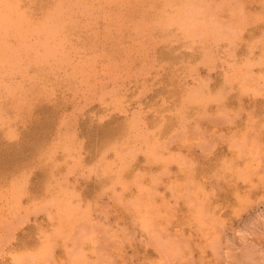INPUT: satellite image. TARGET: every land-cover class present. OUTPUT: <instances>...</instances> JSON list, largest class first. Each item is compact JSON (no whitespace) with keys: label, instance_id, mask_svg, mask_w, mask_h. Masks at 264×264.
<instances>
[{"label":"rangeland","instance_id":"1","mask_svg":"<svg viewBox=\"0 0 264 264\" xmlns=\"http://www.w3.org/2000/svg\"><path fill=\"white\" fill-rule=\"evenodd\" d=\"M0 264H264V0H0Z\"/></svg>","mask_w":264,"mask_h":264}]
</instances>
